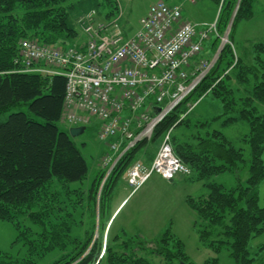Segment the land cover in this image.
Wrapping results in <instances>:
<instances>
[{
	"label": "trees",
	"instance_id": "trees-1",
	"mask_svg": "<svg viewBox=\"0 0 264 264\" xmlns=\"http://www.w3.org/2000/svg\"><path fill=\"white\" fill-rule=\"evenodd\" d=\"M211 1L218 11V33L228 30L231 44L222 48L217 61L196 88L156 125L152 137L138 141L124 152L102 188L106 170L101 166L102 160L98 161L96 176L86 191L71 184L84 182L89 163L69 131L59 127L65 109L68 68L39 61L32 68L49 71H27L20 54L23 39L61 50L84 51L86 42L80 40L79 19L86 11L78 16L75 26L70 22L74 5L69 0H0V115L26 104L37 116L18 110L6 119L0 118V220L12 221L20 230L21 219H28L43 229L29 240L27 257H13L0 251V264H37L35 256L42 257L55 248L61 255L51 264H100L103 260L106 264H154L153 257H160L161 264H218L216 257L203 263L191 260L184 242L172 230L157 239L119 233L113 244L106 242L103 248L102 241H95L90 249L92 235L79 238L70 234L73 224H77L74 211L79 209L84 214L88 206L96 212L101 188L98 202L101 219L110 207L109 199L119 179L140 159L143 150L160 146L168 131H171L175 153L191 169L184 176L189 182H200L206 188L199 196L186 197L187 205L196 214L193 228L200 241L215 253L229 245L236 264H253L249 242L264 232V204H260L259 197V185L264 180V115H257L256 105L264 104V60L259 53L264 50V41L253 44L256 51L253 64L235 56L232 33L239 21L254 16L255 0ZM118 7L117 0H102L91 9L110 18ZM123 30L125 35L136 31L128 33L124 26ZM211 40L210 47L216 50L220 37ZM202 53L196 59L206 57ZM229 68L230 72L225 74ZM235 81L242 87L235 86ZM209 94L222 102L224 111L203 121L202 125L209 127L221 117L226 125L248 121L249 133L244 136L250 147L248 160L244 149L234 146L219 130L191 135L189 141H181L172 134L176 126L190 122L192 106ZM243 167L249 172L245 184L239 178ZM229 171L240 181L236 187L228 188L212 181L213 176Z\"/></svg>",
	"mask_w": 264,
	"mask_h": 264
},
{
	"label": "built area",
	"instance_id": "built-area-1",
	"mask_svg": "<svg viewBox=\"0 0 264 264\" xmlns=\"http://www.w3.org/2000/svg\"><path fill=\"white\" fill-rule=\"evenodd\" d=\"M121 8L119 4L115 15L107 19L100 18L97 9L80 17L86 36L84 51L61 50L31 39L20 42L25 70L49 71L32 68L39 61L68 68L62 121L69 126L96 121L98 139L110 141L101 161L106 170L101 187L124 152L152 137L156 125L196 88L222 48L231 44L228 30L218 33L217 19L203 24L186 20L181 4L163 0L150 6L133 34L125 35ZM212 36L220 37L221 46L214 55L196 59ZM154 173L167 180L191 173L173 149L171 131L164 135L150 164L140 159L133 162L126 181L134 192Z\"/></svg>",
	"mask_w": 264,
	"mask_h": 264
},
{
	"label": "rangeland",
	"instance_id": "rangeland-1",
	"mask_svg": "<svg viewBox=\"0 0 264 264\" xmlns=\"http://www.w3.org/2000/svg\"><path fill=\"white\" fill-rule=\"evenodd\" d=\"M101 1L69 0L68 3L74 5L70 12V22L76 26L78 16L85 11L87 13ZM157 1L161 0H120L123 8L122 24L125 25V28L128 27L134 31L138 27L141 17ZM164 1L170 4H181L188 18L191 20L195 19L194 21L198 23H209L218 15L216 5L211 0H196L195 2L189 0ZM214 38L215 36H212L211 39ZM232 38L236 45L235 55L240 56L242 54L246 63L253 64L256 54L253 44L264 41V13H258V9L257 11L254 9V16L251 19H244L237 23L232 33ZM211 39L206 41V48L202 55H206L209 50ZM80 40H86V36L82 31H80ZM217 50L218 48L216 50L212 49L209 54L214 55ZM259 53L264 60V50H260ZM235 82H237L235 86L242 87V84L238 81ZM256 105L258 109L257 115H264V104L256 103ZM18 110L25 111L34 117L36 116L30 112L28 105L23 104L3 113L0 118L6 119L11 112ZM192 110L189 127L190 135L198 133L205 135L207 130H219L224 133L234 146L244 149L247 160L250 158V147L244 141V136L249 133L250 126L248 121L239 120L226 125L223 123V117H221L213 120L209 127L201 125L200 123L207 120L206 118H214L221 115L224 111L222 102L211 94L199 105L198 103L194 104ZM59 127L66 131L71 128L62 120L59 122ZM73 138L86 157L90 170L88 177L83 183L76 182L71 184V187L81 186L88 191L97 173L96 159L100 151L97 122L93 121L86 126L84 133ZM248 176V168H241L239 178L242 184L246 183ZM212 181L223 183L228 188H234L240 182L237 175L231 171L213 176ZM205 192L206 188L200 182L183 183L177 179L167 181L158 173H154L142 187L132 192V189L121 178L117 182L114 194L109 199L110 207H108L106 212L102 213L101 219L98 208V194L96 212L90 211L88 206H86L84 214L79 209L74 211L73 218H75V223L77 224H73L70 234L79 238L92 235L90 249L95 241H102L103 248L106 242L113 244L117 229H123L119 233H124L127 236L140 235L146 239H157L167 230H172L184 242L186 252L194 262L203 263L209 258L216 257L218 258V264H236L229 245L223 246L219 253H215L200 241L198 234L193 229L187 226L186 219L191 209L185 202L186 196L191 194L196 197ZM259 197L260 204L263 205L264 180L259 185ZM121 202L122 204L112 220V223L114 222L113 231L109 234L107 225L111 217L110 210ZM42 230L39 224L33 223L28 219H21L20 230L12 221L0 220V251L13 257H27L29 255V240L34 239ZM249 250L251 257L254 259L253 264H264V232L250 240ZM101 253H104V249ZM60 255L61 251L55 248L42 257L35 256V259L37 264H51ZM152 261L154 264H161L160 257H153ZM100 264H106V261L103 260Z\"/></svg>",
	"mask_w": 264,
	"mask_h": 264
},
{
	"label": "crops",
	"instance_id": "crops-1",
	"mask_svg": "<svg viewBox=\"0 0 264 264\" xmlns=\"http://www.w3.org/2000/svg\"><path fill=\"white\" fill-rule=\"evenodd\" d=\"M164 1V0H163ZM118 2H119V4H120V6H122V4H121V2H120V0H118ZM174 4H176V3H174ZM253 9H255V11H257V9H258V13H264V0H255L254 1V3H253ZM147 14V13H146ZM144 16V15H143ZM183 17L185 18V19H187V20H191L190 18H188V16L185 14V12L183 11ZM216 18V17H215ZM215 18L213 19V20H211V22L212 21H214L215 20ZM195 19H193V20H191V21H194ZM195 22H197V21H195ZM140 23V22H139ZM124 27H125V25H124ZM138 27H139V25H138ZM137 27V28H138ZM136 28V29H137ZM127 31H128V33H132V32H134V31H132L130 28H125ZM211 50H212V48L211 47H209V50L207 51V53H206V57H209L211 54H209V53H211ZM240 57H242V54H240ZM243 58V57H242ZM244 59V58H243ZM208 95H206V96H204V97H202L200 100H199V102H198V105L203 101V100H205V98L207 97ZM193 111V110H192ZM192 111H191V113H192ZM206 119H210V118H206ZM202 123L203 122H201L200 124L202 125ZM189 127H190V122H186V123H183V124H181V125H178V126H176L173 130H172V134H174V136H176V137H178L181 141H186V140H190L189 139V137H191V135H190V133H189ZM114 138H111L110 140L112 141ZM100 141V140H99ZM108 142H110V141H108ZM108 142H103V141H100V145H99V149H100V151H99V155L97 156V159H96V167H97V169H98V161L101 159V157L104 155V154H106L107 153V151H108ZM124 145H125V143L123 142L121 145H120V149H122L123 147H124ZM158 148H159V146L158 147H155V148H152V149H149V150H143L142 152H141V155H140V160H143L144 162H146V163H151L152 161H153V159H154V157H155V155H156V152L158 151ZM162 177V176H161ZM163 178V177H162ZM164 179V178H163ZM174 179H177L178 181H180V182H183V183H192V182H189L188 180H187V178H186V176H184V174H178ZM164 180H166V179H164ZM123 181L125 182V184L126 185H128L129 186V184L127 183V181H126V175L124 176V178H123ZM168 181V180H167ZM173 181V180H172ZM130 187V186H129ZM131 188V187H130ZM114 190H115V188H114ZM113 194H114V191H113ZM203 194V193H202ZM188 195H191V194H188ZM193 196V195H192ZM187 197V196H186ZM185 202H186V198H185ZM122 204V202L121 203H119V205H117L116 207H114V209H111L110 210V213H111V217H110V214H109V217H110V220H109V222H108V225H107V231L109 232V234L113 231V224H114V222L112 223V220H113V218H114V216H115V214L117 213V211H118V209H119V207H120V205ZM189 207V206H188ZM190 208V207H189ZM191 209V208H190ZM195 218H196V214H195V212H193V210L191 209L190 210V214H189V216L187 217V226H189V228H191V229H193L194 230V228H193V223H194V220H195ZM108 228H109V230H108ZM123 229H117V232H116V234H115V236L116 235H118L119 234V232H121ZM195 231V230H194ZM176 234V233H175ZM177 236H178V234H176Z\"/></svg>",
	"mask_w": 264,
	"mask_h": 264
},
{
	"label": "water",
	"instance_id": "water-1",
	"mask_svg": "<svg viewBox=\"0 0 264 264\" xmlns=\"http://www.w3.org/2000/svg\"><path fill=\"white\" fill-rule=\"evenodd\" d=\"M235 13H236V11L234 12V15H233V17H232V20H233V18H234V16H235ZM229 27H230V26H229ZM220 46H221V45H220ZM220 46H219V47H220ZM156 109H157V111L159 110V108H156ZM85 130H86V127H85V126L71 127V128L69 129V134H70L72 137H76V136H78V135L84 133Z\"/></svg>",
	"mask_w": 264,
	"mask_h": 264
}]
</instances>
